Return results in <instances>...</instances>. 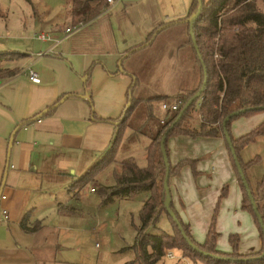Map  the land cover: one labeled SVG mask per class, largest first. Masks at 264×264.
Here are the masks:
<instances>
[{
  "label": "crops",
  "instance_id": "1",
  "mask_svg": "<svg viewBox=\"0 0 264 264\" xmlns=\"http://www.w3.org/2000/svg\"><path fill=\"white\" fill-rule=\"evenodd\" d=\"M192 3L193 0H115L113 5L105 2L97 16L67 34L64 30L69 26L60 27L52 18L39 19L34 24L39 30L36 34L47 33L59 42L34 37L43 48L35 52L17 51L24 54L15 62L18 71L0 80V243L6 242L8 233L14 238V246L6 248L3 244L0 249V264L54 261L44 247L32 245L42 219H34L30 211L35 207L30 201L31 186L37 183L38 173L43 175L46 164L62 169L58 161L64 151L77 153L84 148L93 151L99 147L104 154L113 140L116 120L127 105L133 75L139 79L137 92L141 98L147 97L143 95L144 68H150L153 75H161L158 71H163V76L170 69L174 83L168 92L174 95L198 88L201 71L188 23L167 26L152 44L143 46L162 24L187 19ZM69 19L67 12L66 23ZM155 42H159V53H146ZM143 56L149 58V63ZM4 66L13 67L10 62ZM27 68L37 74L38 82L29 79ZM263 121L264 111L238 118L232 123L231 133L235 138L240 137ZM179 143L185 147L191 145L194 150H182ZM168 147L173 163L198 159L199 174L207 167L206 157H211L214 151L216 159L212 158L210 177L221 185L232 175L233 160L223 137L173 136ZM188 166L192 170L191 165H186L182 171ZM180 178L181 175L174 178L171 185L173 205L176 201L173 191L177 190ZM49 201L48 205L61 213L65 202L56 197ZM3 210L7 211L6 221ZM25 215L27 229L21 226ZM34 226L35 231L28 230ZM262 244L260 237L258 250Z\"/></svg>",
  "mask_w": 264,
  "mask_h": 264
},
{
  "label": "rangeland",
  "instance_id": "2",
  "mask_svg": "<svg viewBox=\"0 0 264 264\" xmlns=\"http://www.w3.org/2000/svg\"><path fill=\"white\" fill-rule=\"evenodd\" d=\"M70 2L71 0H0V51L35 52L39 48L42 49L41 42L34 38L39 31L34 24H37L39 19L46 21L52 18V22H58L60 27L64 28L66 24L72 27L70 19L67 23L65 20L67 12H70ZM120 5L121 3L116 6ZM158 43L150 46L153 48L146 53L157 51L158 54L161 50ZM143 58L148 59L149 63L147 56ZM16 61V58L10 61L14 71L19 69ZM158 72L161 75H153L150 68H144L146 87L143 95L147 97H139L137 86L134 88L133 96L139 99V104L126 122L127 126L117 148L115 160L101 170L93 181L87 182L79 190H70L71 184L103 156V149L100 150L96 146L93 151L86 148L77 153L64 151L62 157L59 155L58 161L62 169L46 164L43 175L38 173L37 183L31 186L33 191L30 201L35 207H31L30 211L34 219H42V227L35 233L32 245L42 246L47 253H51L54 261L49 264H124L137 258L133 246L137 228L141 225L142 209L149 193L144 191L134 197L115 198L104 203L100 189L114 185L115 172L120 168L119 162L127 157H134L140 167L147 166L146 149L153 135L176 113L171 109L172 105L181 102L188 94L178 96L168 92L174 83L171 80L172 71L169 69V74L164 71L165 76L162 75L163 71ZM151 96L157 98L150 103L148 99L152 98ZM158 96L167 98L161 99ZM164 103L168 108H163ZM178 146L182 150H194L191 145L185 147L179 143ZM210 156L206 157L209 159L207 167L198 176H194L189 166L181 171L177 190L173 191L176 196L174 208L183 221L190 224L194 240L203 244L216 213L219 196L227 185L228 194L220 202L216 214V230L219 233L217 249L222 253L232 252L230 237L237 234L240 237L237 252L252 254L258 250L260 233L253 213L242 208L243 188L238 171L232 161L231 177L219 185L215 178L210 177L213 172L214 151ZM54 158L56 156H51V159ZM240 158L244 163L255 161L246 171L252 187L255 188L258 181L264 177V138L260 137L242 149ZM180 161L173 163L170 159V164L175 167ZM179 175L171 177L170 189L174 178ZM92 187L95 191H91ZM55 197L65 202L63 205L69 213H59L48 205L49 200ZM175 231L176 228L166 212L146 228V232L150 234H173ZM3 244L6 248L14 246V238L8 233L6 242L0 243V249ZM263 248L262 244L258 251H263ZM169 251H172L175 257L165 256L158 264H205L199 256L190 252L175 248L166 252Z\"/></svg>",
  "mask_w": 264,
  "mask_h": 264
},
{
  "label": "trees",
  "instance_id": "3",
  "mask_svg": "<svg viewBox=\"0 0 264 264\" xmlns=\"http://www.w3.org/2000/svg\"><path fill=\"white\" fill-rule=\"evenodd\" d=\"M105 2L106 0H71L70 25L78 26L91 20L104 9ZM198 5V0H193L187 18L197 12ZM185 20L181 19L162 24L148 36L143 46L152 44L155 37L167 26ZM194 32L201 55L200 59L194 48L201 71L200 85L186 95L176 113L165 122L162 129L153 135L146 149L147 166L140 167L134 157H127L119 162L120 168L115 172L114 185L100 189L104 203L111 202L115 198L134 197L144 191L149 193L142 209L141 225L137 228L136 241L133 246L137 252V258L124 264H158L166 256V251L172 248L195 254L205 264H264V256H262L264 248L261 252H253L249 255L237 252L240 243V237L237 234L230 237L233 247L232 252L222 253L217 249L219 233L216 230V214L220 202L228 194L227 185L223 187L219 196L216 213L203 244L194 240L189 223L184 222L180 217L174 208L173 201L171 207L180 220L182 229L167 212V196L164 186L166 165L161 151V139L165 133H167L165 146L168 157V141L173 136H189L194 139L199 137H223L228 145L224 135V119L235 111L246 110L232 118L227 124V130L245 173L255 161L251 160L244 163L240 158L241 150L258 138L264 137V121L240 137L235 138L231 133L233 121L264 111V108H262L264 107V0H203L201 14L194 24ZM190 40L193 44L192 39ZM23 55V53L17 51H0V80L10 78L18 71H14L4 66V64L10 62L12 58L19 60ZM205 70L207 84L202 95L185 112L181 120L171 127L185 103L203 85ZM138 84L139 79L133 75V83L127 91V105L116 120V131L111 144L100 160L71 184L72 189L70 190H79L87 182L93 181L101 170L115 160L117 148L127 126L126 122L139 104V99H135L133 96L134 88ZM156 98H149L148 102L151 103ZM158 98L164 99L167 96H158ZM191 116H193L192 119ZM109 122H114V120ZM230 153L236 167L231 150ZM197 162L198 159H183L177 166H171L169 185L171 177L179 175L186 165H191L194 176H198ZM237 173L243 188L242 208L253 213L264 246V233L259 218L254 211V206L243 185L241 176L239 172ZM250 187L258 211L264 221V204H262L264 199V177L258 181L255 188L252 187L251 183ZM92 189L95 191L94 187ZM74 192L76 193V191ZM61 211L62 213L68 212L65 207ZM163 212L167 213L176 231L173 234L147 233L146 228L154 223ZM27 220L28 217L25 215L21 222V226L26 229ZM36 228L34 226L31 229L28 228V230L35 231ZM183 231L200 250L225 258L205 255L200 250L193 248L184 237Z\"/></svg>",
  "mask_w": 264,
  "mask_h": 264
},
{
  "label": "water",
  "instance_id": "4",
  "mask_svg": "<svg viewBox=\"0 0 264 264\" xmlns=\"http://www.w3.org/2000/svg\"><path fill=\"white\" fill-rule=\"evenodd\" d=\"M199 2V5H198V9H197V12L187 18L185 20L186 23L189 24V29H190V37L193 41V46L197 52V55L200 57L201 59V55H200V50H199V47H198V43H197V40H196V37H195V32H194V24L196 22V20L198 19V17L200 16L201 14V11H202V8H203V0H198ZM207 84V74H206V70H205V78H204V82H203V85L201 86V88L185 103L183 109L179 112L178 114V117L177 119L175 120L174 124L171 126L173 127L178 121L181 120L182 116L185 114V112L191 107V105L202 95V92L203 90L205 89V86ZM67 95H65L61 100L60 102L66 98ZM264 108V107H262ZM246 110H240V111H235L231 114H229L223 121V127H224V135H225V138L228 142V145H229V148L232 152V155H233V158H234V161H235V164H236V167H237V170L241 176V179L243 181V185L244 187L246 188L247 192H248V196L254 206V211L256 213V215L258 216L259 218V221H260V224H261V227H262V230H263V233H264V221H263V218L260 214V212L258 211V207L256 205V202L254 200V197H253V194H252V190H251V187H250V183L248 181V178H247V175L244 171V169L242 168V165L240 163V160H239V157L238 155L236 154V151L234 149V145H233V141H232V138L227 130V124L228 122L234 118L235 116L239 115L240 113H243L245 112ZM166 135L167 133H165V135L163 136V138L161 139V151H162V154H163V158H164V162H165V165H166V175H165V180H164V186H165V191H166V196H167V201H166V208H167V212L168 214L173 218V220L177 223V225H179V227L182 229V226H181V222L180 220L178 219L176 213L174 212V210L172 209L171 207V202H172V194H171V189H170V185H169V179H170V168H171V164H170V159L168 157V154H167V151H166V146H165V142H166ZM183 235L184 237L188 240V242L190 243V245L197 249V250H200L198 248L197 245H195L191 240L190 238H188L186 232L183 231ZM202 253H204L205 255H209V256H212V257H216V258H225V257H222L220 255H215V254H211L209 252H206V251H202L200 250ZM262 256H264V252L262 254Z\"/></svg>",
  "mask_w": 264,
  "mask_h": 264
},
{
  "label": "built area",
  "instance_id": "5",
  "mask_svg": "<svg viewBox=\"0 0 264 264\" xmlns=\"http://www.w3.org/2000/svg\"><path fill=\"white\" fill-rule=\"evenodd\" d=\"M114 3H115V0H106V4H108V5H113ZM75 28H76L75 26L65 28L64 32H65V34L71 33ZM35 37L41 41L53 40L55 42H59L58 39L50 37L49 35H47V33L46 34L45 33H38L35 35ZM27 72H28V77L31 81H33V82L39 81L37 74L31 68H27ZM180 103L181 102H179V101L174 103L172 105L171 109L173 111H177L179 106H180ZM163 108H165V109L168 108V105L166 103H164ZM91 191H94V189L91 188ZM2 216H3V219L6 221L7 220V211L6 210L2 211ZM166 256L169 258L175 257V255L172 251L166 252ZM188 264H190V263H188Z\"/></svg>",
  "mask_w": 264,
  "mask_h": 264
}]
</instances>
